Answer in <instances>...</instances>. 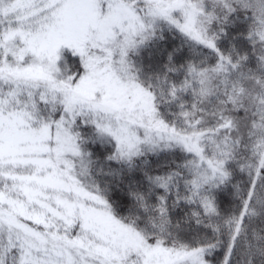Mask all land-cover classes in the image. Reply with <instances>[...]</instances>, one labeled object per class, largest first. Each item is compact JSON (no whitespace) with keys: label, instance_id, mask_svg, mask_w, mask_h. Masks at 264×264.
Listing matches in <instances>:
<instances>
[{"label":"snow or ice","instance_id":"obj_1","mask_svg":"<svg viewBox=\"0 0 264 264\" xmlns=\"http://www.w3.org/2000/svg\"><path fill=\"white\" fill-rule=\"evenodd\" d=\"M0 264H264V0H0Z\"/></svg>","mask_w":264,"mask_h":264}]
</instances>
